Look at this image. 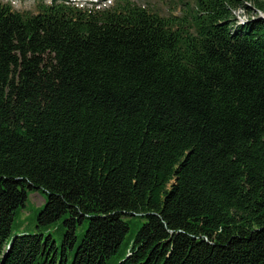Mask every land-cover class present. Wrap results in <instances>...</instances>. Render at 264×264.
<instances>
[{"label":"trees","instance_id":"16d2710c","mask_svg":"<svg viewBox=\"0 0 264 264\" xmlns=\"http://www.w3.org/2000/svg\"><path fill=\"white\" fill-rule=\"evenodd\" d=\"M33 1L0 0V264H264V0ZM29 190L60 242L11 238Z\"/></svg>","mask_w":264,"mask_h":264},{"label":"rangeland","instance_id":"374dc122","mask_svg":"<svg viewBox=\"0 0 264 264\" xmlns=\"http://www.w3.org/2000/svg\"><path fill=\"white\" fill-rule=\"evenodd\" d=\"M11 1L12 5L15 9L20 11H31L37 12V7L33 0H4ZM136 3L142 4L144 6L156 7L158 10L164 14L169 13H178L181 8H186V3L191 4L193 0H131ZM84 4L94 3L100 4L103 7L110 6L113 4L114 0H80ZM249 6L250 3H247ZM235 16L240 20H246L247 18L255 13H248L245 9H236L234 10ZM263 15L264 14H261ZM47 195L42 190H29V196L24 207H21L18 210L15 220L12 225V234L11 238L15 236V234H23V233H37L42 232L44 234H48L49 232L54 235V237L60 242L61 233L56 232L55 227H51L49 229H43L38 226V214L40 210L44 207L45 200ZM132 228L135 229V223H132ZM81 232V228L78 229Z\"/></svg>","mask_w":264,"mask_h":264},{"label":"water","instance_id":"95a60500","mask_svg":"<svg viewBox=\"0 0 264 264\" xmlns=\"http://www.w3.org/2000/svg\"><path fill=\"white\" fill-rule=\"evenodd\" d=\"M175 182V181H174Z\"/></svg>","mask_w":264,"mask_h":264}]
</instances>
